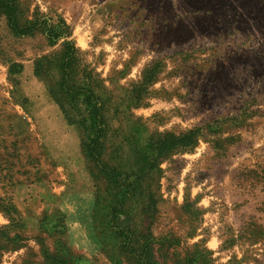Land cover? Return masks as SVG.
<instances>
[{"label":"rangeland","instance_id":"obj_1","mask_svg":"<svg viewBox=\"0 0 264 264\" xmlns=\"http://www.w3.org/2000/svg\"><path fill=\"white\" fill-rule=\"evenodd\" d=\"M14 4L22 24L40 27L19 37L0 9V264H110L118 254L78 128L81 166L60 151L70 140L47 121L45 102L33 113L30 94L58 79L52 57L63 45L49 46L41 22L60 18L120 94L151 67L141 104L114 127L139 144L156 133L196 142L160 162L158 264H264V0Z\"/></svg>","mask_w":264,"mask_h":264},{"label":"trees","instance_id":"obj_2","mask_svg":"<svg viewBox=\"0 0 264 264\" xmlns=\"http://www.w3.org/2000/svg\"><path fill=\"white\" fill-rule=\"evenodd\" d=\"M0 9L6 10L10 27L19 37L40 27L35 22L21 23L14 0H0ZM41 25L50 47L63 42L52 57L58 79L46 78L45 83L68 124L81 133L86 163L94 166L100 182L98 208L105 212L106 219L102 225L110 232L108 238L116 243L113 249L118 252V256L108 255L110 264H158L156 246L160 241L153 235L157 203L153 185L161 173L160 162L171 152L194 145L193 135L156 133L158 138L151 136L139 144L135 136L124 132L123 125L114 127L113 121L121 119L124 123V112L141 104L144 95L139 88L151 67L140 83L120 94L123 88L113 78H102L84 58L71 40L72 29L64 19L47 20Z\"/></svg>","mask_w":264,"mask_h":264},{"label":"crops","instance_id":"obj_3","mask_svg":"<svg viewBox=\"0 0 264 264\" xmlns=\"http://www.w3.org/2000/svg\"><path fill=\"white\" fill-rule=\"evenodd\" d=\"M26 79H31L29 78V75H26ZM40 83V82H39ZM30 98L34 101V106H33V113L35 116H38L40 113V103L38 101H44L45 105L47 106L42 113L46 116L47 121H51L53 123L58 124L64 131L67 133V136L70 140V142H66L65 144L62 143L60 147V151H62L65 154H69L72 156V159L76 160V163L78 166H81L82 161H81V146L78 138V134L75 131L74 127L69 125L68 122L66 121L62 111L56 105L54 100L51 98L49 95L47 89L44 87V91L40 94L36 95H31ZM40 108V109H39ZM60 191V190H58Z\"/></svg>","mask_w":264,"mask_h":264}]
</instances>
